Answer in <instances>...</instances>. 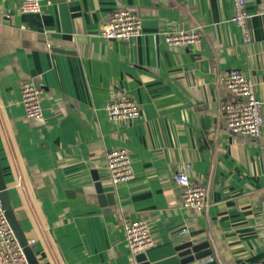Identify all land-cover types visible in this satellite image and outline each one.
<instances>
[{
	"label": "crops",
	"instance_id": "crops-1",
	"mask_svg": "<svg viewBox=\"0 0 264 264\" xmlns=\"http://www.w3.org/2000/svg\"><path fill=\"white\" fill-rule=\"evenodd\" d=\"M19 4L0 0V163L39 264H138L122 216L149 227L143 264L263 260L264 125L258 138L235 134L219 111L232 98L221 81L229 69L251 77L264 99L261 0H246L247 43L232 0H42L38 13ZM117 7L141 17L140 35L98 36ZM179 25H201L203 42L166 45L163 33ZM23 80L42 90L41 120L25 115ZM114 93L135 100L139 116L108 120ZM120 146L135 176L112 184L105 154ZM185 161L190 179L207 187L200 212L181 204L174 181ZM183 241L207 242L211 253L185 261Z\"/></svg>",
	"mask_w": 264,
	"mask_h": 264
},
{
	"label": "built area",
	"instance_id": "built-area-1",
	"mask_svg": "<svg viewBox=\"0 0 264 264\" xmlns=\"http://www.w3.org/2000/svg\"><path fill=\"white\" fill-rule=\"evenodd\" d=\"M42 0H20L18 9L24 13L40 12ZM258 12L264 13V0ZM246 0H232L231 20L240 28L242 39L249 38L248 20L250 14L245 8ZM141 34V17L126 7H117L110 11L106 25L98 36L106 40H128ZM201 25L185 28L176 26L163 33V42L168 46H196L203 42ZM221 81L232 94V98L220 102L219 111L227 128L240 135L258 138L264 125V99L256 96L254 80L237 69H229L221 76ZM21 103L28 118H43L40 99L42 90L32 81L20 82ZM107 118L114 122H127L140 114L139 104L132 98L114 93L105 103ZM105 168L109 181L117 184L129 181L134 176L131 158L126 147L111 148L105 154ZM190 162H183L174 174V181L180 192L181 204L195 212L205 210L207 206V187L192 181L189 177ZM264 238V186L259 209ZM120 223L130 252L135 256L153 245V237L143 219H131L122 216ZM186 232L183 228L179 234ZM0 264H28L22 246L19 244L9 225L0 197ZM248 264H264V259Z\"/></svg>",
	"mask_w": 264,
	"mask_h": 264
},
{
	"label": "water",
	"instance_id": "water-1",
	"mask_svg": "<svg viewBox=\"0 0 264 264\" xmlns=\"http://www.w3.org/2000/svg\"><path fill=\"white\" fill-rule=\"evenodd\" d=\"M95 179L97 180L98 192L103 194L104 192L100 182L98 181V177H96ZM0 197L2 200V207L5 217L9 225L11 226L19 244L23 248L28 264H39L33 249L29 245L28 240L26 239L23 230L21 229L20 224L18 223L15 217L14 208L10 199L9 191L7 189L3 177L1 163H0ZM207 245H208L207 242L193 244L191 241H183L177 245V249L180 251V254L184 257L185 261H190L194 258H199L209 255L211 253V250L206 249ZM142 254H143L142 252H139L135 255L138 264H143L140 263L143 257Z\"/></svg>",
	"mask_w": 264,
	"mask_h": 264
}]
</instances>
